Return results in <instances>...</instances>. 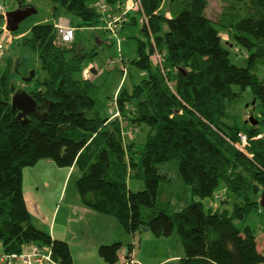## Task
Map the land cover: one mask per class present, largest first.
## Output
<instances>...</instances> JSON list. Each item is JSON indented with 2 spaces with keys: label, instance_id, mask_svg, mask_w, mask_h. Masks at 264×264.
Segmentation results:
<instances>
[{
  "label": "trees",
  "instance_id": "obj_1",
  "mask_svg": "<svg viewBox=\"0 0 264 264\" xmlns=\"http://www.w3.org/2000/svg\"><path fill=\"white\" fill-rule=\"evenodd\" d=\"M53 1L55 18L80 20L77 31L94 27L102 17L106 22L98 3L126 0ZM209 1L140 0L131 19L141 18L144 38L138 39L137 57L120 56L124 72L130 62L146 74L132 90H119L114 117L101 114L99 86L87 75L77 77L87 54L76 46V36L66 43L70 46L58 44L52 21L33 26L23 38L48 75L29 92L41 108L25 121L12 105L16 88L9 75L0 77V254L41 243L60 264H73L69 244L33 223L25 198V169L50 159L59 166L75 165L82 203L115 217L131 234L143 227L160 237L176 232L183 264H264V250L246 223L251 212L264 213V129L259 126L264 124V80L257 74L264 65V0H218L227 17L218 21L208 15ZM223 31L232 42L224 40ZM235 46L244 65L232 61ZM235 85L252 89L261 116L257 124L226 123L238 97ZM124 121L134 130L145 125L146 140L127 141ZM242 134L248 138L243 149L236 146ZM174 159L193 196L219 198L225 186L218 206L206 210L193 200L173 213L157 206L160 182L168 179L161 164ZM129 176L143 179L144 188L132 190ZM231 197L233 210L226 205ZM133 245H127L129 251ZM122 247V242L101 245L99 254L113 264Z\"/></svg>",
  "mask_w": 264,
  "mask_h": 264
},
{
  "label": "rangeland",
  "instance_id": "obj_2",
  "mask_svg": "<svg viewBox=\"0 0 264 264\" xmlns=\"http://www.w3.org/2000/svg\"><path fill=\"white\" fill-rule=\"evenodd\" d=\"M0 1L4 3L5 12L15 10L20 2V0ZM23 6L35 7L37 12L23 20L17 30L10 32L14 36L13 43L7 42L6 19L4 22L3 17H0V43L4 46L0 49V77L2 74L7 73L16 91L25 89L30 92L35 86V82L38 79L43 80L46 78L48 73L43 68L38 52L28 45H25L23 43V38L30 36L33 26L37 24L54 22L55 20L58 21L63 17L66 23L75 27L79 25L80 20L77 17L69 15L55 18L53 14L55 3L53 0H25ZM116 11H118L120 15L125 13V4H108L104 13L110 16ZM225 11L226 9L223 2L218 0L209 1L207 12L209 17L213 20L218 21L223 16L225 18ZM122 16L124 20H121L119 29L116 30V33L107 31V25L103 17L94 27H78L76 31V46L81 47L82 52L87 54L83 62L82 72L79 73L77 77H84L87 75L99 86L98 98L103 117L115 115L117 108L114 99L119 90L121 88L132 90L133 87L141 81L142 76L146 74V71L137 68L130 62L127 63V70L125 72L122 70L124 63L120 55L130 59L137 57L138 39L144 38L141 31V18L138 16L136 21H132L131 17ZM226 19L227 17L225 20ZM124 21H132V23L129 25H122ZM222 36L224 40L232 42L227 32L223 31ZM58 44L63 46L71 45L63 43L60 40H58ZM238 49V46H235L231 50L232 61L238 65H244L245 57L242 54H238ZM111 59H114L116 63L111 64ZM92 69H94V71H92ZM33 70H35L34 78L29 82L25 81V78L30 76ZM257 74L264 80V65H260ZM233 89L238 93V97L229 106L228 116L225 117V121L228 125H237L240 128L249 127L251 123L248 119L251 115H254L257 119L261 118L259 106L257 105L258 102H256V104L253 103L254 95L250 87L241 89L239 86L235 85ZM16 91H14V93ZM124 125H127V134L125 137L127 141L131 139L129 136L130 132L134 136L135 141L142 143L146 140L148 128L145 125H139L136 130H134L129 122H125ZM259 126L261 129H264L263 123L259 124ZM178 167L179 164L176 159L161 164V172L166 173L168 179H163L160 182L157 202V206L160 209H166L168 213H173L183 209L193 200L202 201L206 210L215 208L220 204L221 200L219 198L225 197L226 193L224 185H222L219 190V198L195 197L192 194L191 186L179 177ZM79 176L80 173L77 170H70V167L59 166L50 159H42L36 165L27 167L24 176V189L27 192V199L32 209L44 211V206H46L47 212L54 211L59 203L63 201L62 196L64 193L67 198H71L74 205L77 204L80 198L77 184ZM48 180L50 184H47ZM128 184L132 190H138L145 186L143 179L130 176L128 177ZM62 204L60 216H63L65 212V203ZM226 205L229 210H233L232 197ZM94 212L101 216H105L96 210ZM33 213L34 217H36V213L34 211ZM78 215L79 212L72 213L71 219L69 220L71 225L69 224L68 226L71 230L69 232L70 239L72 238L74 241L72 243L76 258L84 259L86 257L85 259L94 261V256L100 258L98 257L99 249L91 236V231H89L90 234L87 229L89 230L91 226L95 227V229L98 228L96 220H92L91 217L88 216L89 220L86 221L88 227H84L85 234L80 235L81 231H77L76 226H72L82 221L83 217L81 218V216ZM110 218L117 220L113 216ZM246 223L255 230L257 239L260 241V247L264 250V213L260 214L257 211L251 212ZM236 224L240 225V221L236 220ZM119 226L123 231L115 227L113 233L121 234V238L119 239L123 241V247H125L133 240V236L126 231L125 227H122L123 225ZM95 229L92 228V231ZM143 231H137L134 239L136 242L135 253H138L137 257L142 261V264H150L159 261L164 259L167 255L183 253V248L176 232L169 239L167 237L158 238L151 232L150 234H152L154 238L159 239V241H157L158 244L156 243L152 246L147 239L146 233ZM96 235L98 234L96 233ZM1 248L2 244L0 242V252ZM164 264H183V262L178 260Z\"/></svg>",
  "mask_w": 264,
  "mask_h": 264
},
{
  "label": "crops",
  "instance_id": "obj_3",
  "mask_svg": "<svg viewBox=\"0 0 264 264\" xmlns=\"http://www.w3.org/2000/svg\"><path fill=\"white\" fill-rule=\"evenodd\" d=\"M123 3L125 4V8L127 9V13H130L128 16L131 17L132 13L135 12V10H136L135 8L131 9V10L129 9V5L132 6L133 0H126ZM118 11L113 13V15L118 14ZM61 18H63V17H61ZM122 20H124V19H122ZM56 21L57 20H55L54 22H56ZM114 116L115 115H113L112 117H114ZM129 134H130V138L131 139L133 138V140H135L134 136L131 133H129ZM71 169L77 170L79 172L78 168L75 165L70 167V170ZM47 184H50L49 180H48ZM24 191H25L26 202H27L28 208L30 210L33 223L37 227L44 229V230H47L54 238L62 239L69 244L71 252H72V256H73V264H108L100 256V254L98 256L100 258H97L96 256H94V261H92L90 259H85L86 257L84 259H81V258L77 259L76 258V253L73 249L74 246L72 243L74 241L72 238L70 239L69 232L71 230L68 227L70 224L69 220L71 219L70 217H71L73 212L74 213L79 212L78 216H81V218L83 217L82 221L77 222L76 225H72V226H76L77 231H81L80 235L85 234V228L84 227H86V228L88 227V225L86 223V221L89 220L88 216H90L92 220H96V225L98 228L95 229V227L90 225L91 227L89 228V230L87 229V231L88 232L91 231L92 234L90 232L89 233L91 234V236L95 240L96 246L98 249L100 248L101 245H105V244H112L114 242H122L123 243V241L121 239H119V238H121L120 237L121 234L119 235V233H113V230L115 229V227L118 230L123 231V230H121L122 228H120V226H119L122 224H120V222L118 220H113L114 218H110L112 216H109L106 214H104L105 216H101L100 214H96V212H94L95 210H92L91 208L87 207L86 205H84L82 203L80 196H79L80 197L79 201L77 202V204L74 205L73 202L71 201V198H67L66 194L64 193V195L62 196L63 201L59 203L58 207L54 211L47 212L46 206H44V211L32 209V206L29 204V201L27 199V192L25 189H24ZM62 203H65L64 204L65 205V209H64L65 212H64L63 216H60V214L62 212L61 211V209H62L61 205H63ZM33 211L36 213V217H34ZM122 227L124 228V226H122ZM92 228L95 230L92 231ZM126 231L128 233H130L127 229H126ZM143 232L146 233L147 239L150 241V245L153 246L154 244L157 243V241H159L158 238L160 236H157L156 234H154V235H156V237H158V238H154V236H152V234H150L152 232L150 229L148 231H143ZM77 233H79V232H77ZM96 233L98 235H96ZM131 235L133 236V240L130 241L128 244H131V243L134 244L133 245V254L138 259V257H137L138 253H135V249H136V242L134 240L135 234H131ZM170 237H167V238L169 239ZM122 249H121L122 251H120L121 255H122V253L124 254L125 250L128 249V247L125 246V247H122ZM2 250H3V248H1V251ZM183 254H184V251H183V253H179L177 255L176 254L167 255L164 259H161V260L156 261V262H152L150 264H164L167 262L178 261V260H181V258L183 257ZM140 262H142V261H140Z\"/></svg>",
  "mask_w": 264,
  "mask_h": 264
},
{
  "label": "built area",
  "instance_id": "obj_4",
  "mask_svg": "<svg viewBox=\"0 0 264 264\" xmlns=\"http://www.w3.org/2000/svg\"><path fill=\"white\" fill-rule=\"evenodd\" d=\"M102 10L106 9V5L103 3H98ZM141 7L140 0H133L132 6L129 5V9H138ZM120 8V7H119ZM126 9V8H125ZM127 12V9H126ZM123 13L122 15L126 14ZM6 13L4 3L0 1V17H3L4 22L6 19ZM120 14H112L106 16V29L110 30L113 33H116V30L119 29V25L123 16ZM57 29V38L63 43H72L75 40L76 28L64 21V18H60L55 22ZM6 40L8 43L14 42V36L11 34L10 30L7 29V20H6ZM4 46L0 43V49ZM160 59V55L157 54ZM110 63H114V60H110ZM88 73V72H87ZM116 100V98H115ZM119 112L115 113V116H118ZM248 138L245 134L241 135V139L236 146L244 148L247 145ZM219 196V195H218ZM0 264H60V262L55 259L52 252L43 245L37 243H31L27 250L22 252H5L0 254ZM113 264H142L133 254V251L125 250L124 254L120 255V259Z\"/></svg>",
  "mask_w": 264,
  "mask_h": 264
},
{
  "label": "water",
  "instance_id": "obj_5",
  "mask_svg": "<svg viewBox=\"0 0 264 264\" xmlns=\"http://www.w3.org/2000/svg\"><path fill=\"white\" fill-rule=\"evenodd\" d=\"M23 0H20L19 6L12 11L6 13L7 29L15 31L19 28L20 23L30 15L37 12V9L32 6L22 7ZM94 71V69H92ZM35 76V70H33L30 76L25 78V81H31ZM255 103V100L254 102ZM12 105L19 110L18 118L25 121L30 115L38 114L41 106L31 93L25 89H19L12 95ZM251 124H257L259 120L251 115L248 119ZM261 205L264 206V192L262 194ZM144 231H148L149 227H143Z\"/></svg>",
  "mask_w": 264,
  "mask_h": 264
},
{
  "label": "bare ground",
  "instance_id": "obj_6",
  "mask_svg": "<svg viewBox=\"0 0 264 264\" xmlns=\"http://www.w3.org/2000/svg\"><path fill=\"white\" fill-rule=\"evenodd\" d=\"M116 113V112H115ZM120 117V116H119ZM39 243V242H38ZM41 244V243H40ZM44 245V244H43ZM46 245V244H45ZM49 246V245H48ZM28 248H29V246H27ZM132 248V247H131ZM129 250V249H128ZM130 250H132V249H130ZM121 254V253H120ZM123 254V253H122ZM54 255V254H53ZM55 257V256H54ZM58 260V259H57Z\"/></svg>",
  "mask_w": 264,
  "mask_h": 264
},
{
  "label": "flooded vegetation",
  "instance_id": "obj_7",
  "mask_svg": "<svg viewBox=\"0 0 264 264\" xmlns=\"http://www.w3.org/2000/svg\"><path fill=\"white\" fill-rule=\"evenodd\" d=\"M24 3H25V0H23V4H24ZM23 4H22V7H24ZM25 7H27V6H25Z\"/></svg>",
  "mask_w": 264,
  "mask_h": 264
}]
</instances>
